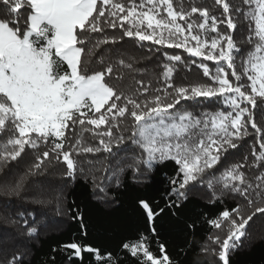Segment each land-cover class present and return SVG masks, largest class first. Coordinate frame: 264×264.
Segmentation results:
<instances>
[{
  "label": "snow or ice",
  "instance_id": "6c2138e0",
  "mask_svg": "<svg viewBox=\"0 0 264 264\" xmlns=\"http://www.w3.org/2000/svg\"><path fill=\"white\" fill-rule=\"evenodd\" d=\"M215 4L222 7L223 18L207 7L186 8L183 0H0V189L6 195H19L28 176L53 161L62 162L64 175L75 178L76 156L100 152L111 156L114 147L131 141L144 156L135 164L151 170L171 160L178 166L177 176L169 180L177 207L180 199H187L184 190L192 182L212 189L214 200L230 194L243 201L208 221L226 235L208 237L218 251L210 245L202 249L218 256L221 264H230L229 253L239 247L249 222L264 214V128L256 111L259 98V118L264 120V0H242L246 9L229 0H215ZM197 13L199 23L192 19ZM241 14L248 22L247 43L252 46L244 51L233 36L237 30L233 16ZM220 25H226V30ZM106 28L118 29L119 34L92 35ZM124 38L183 49L189 57L199 58L198 67L207 80L176 84L175 65L165 63L162 80L152 88L150 81L134 74L138 69L124 58L123 49H112L109 57L101 53L99 67L88 70L102 46ZM163 55L168 62L185 63L181 54ZM125 74L129 79L122 84ZM199 98H217L220 107L194 111L181 103ZM129 119L131 133L125 137ZM249 125L260 149L252 147V163L241 155L239 162L221 164L250 134ZM77 126L80 133L92 132L98 145L82 143V135L73 140ZM26 149L37 152L28 171L19 177L12 170L5 172L10 163L27 155ZM250 167L262 171L249 178L245 169ZM100 170L107 172L103 166ZM117 170L123 171V166ZM139 204L155 234V220L163 209L157 212L145 200ZM245 209L251 211L246 214ZM75 218L83 228L82 214ZM24 224L29 236L38 233L36 226ZM61 247L70 250V259L83 261L88 253L98 264H118V257L108 253L105 258L87 243L72 241ZM122 247L138 264H174L165 246L159 245L157 255L145 235ZM0 264H24V259L13 254L0 258Z\"/></svg>",
  "mask_w": 264,
  "mask_h": 264
},
{
  "label": "trees",
  "instance_id": "16d2710c",
  "mask_svg": "<svg viewBox=\"0 0 264 264\" xmlns=\"http://www.w3.org/2000/svg\"><path fill=\"white\" fill-rule=\"evenodd\" d=\"M229 2L245 9L247 7L242 4V0ZM183 3L186 8L193 5L207 7L212 14L223 18L222 7L216 5L215 0H183ZM198 17L197 13L192 19L199 23ZM233 19L237 22V30L233 33L234 40L242 51L250 50L252 46L247 43L248 22L243 20L242 14L240 17L234 15ZM220 29L226 30V25H220ZM113 33L119 34V30L106 28L104 33L92 35L98 37ZM209 35L214 36L215 33ZM105 49L109 51L106 52ZM112 49L126 50L124 58L131 60L138 69L134 74L138 79L150 81L152 88L162 80L165 63L175 65L173 81L176 84L190 85L207 80L198 67L199 58L189 57L183 49L161 47L150 41L137 42L129 38H124L114 45L102 46L88 64V70L99 67L97 58L101 53H104L105 57L112 56ZM164 53L181 54L185 63L168 62ZM192 60L197 63L193 64ZM205 63L213 66L211 61ZM237 71H241L239 58ZM128 79L125 74L122 84H126ZM181 103L194 111L215 110L220 107L217 98H199L198 101ZM257 104V122L264 128V120L259 118V98ZM131 124L129 119V127L123 131L125 137L131 133ZM248 131L250 134L239 142L240 147L230 150L221 164L225 160L239 162L241 155L248 158L249 164L252 163V147L255 146L257 152L260 149L255 130L249 125ZM81 135L82 143L98 145L99 142L92 132L80 133L77 126V132L72 134V138L75 140ZM42 150L43 146L40 151ZM26 153L23 158L10 163L5 172L12 170L17 177L27 172L35 162L37 152L26 149ZM113 153L111 156L104 152L76 156L79 164L75 178L66 177L65 165L53 161L46 163L42 171L28 176L19 195H6L0 189V258L19 253L22 254L24 264H98L92 254L88 253L84 254L83 261L75 257L70 259V250L64 251L61 247L72 241H80L98 248L105 258L108 253L118 257V264H138L137 259L122 245L145 235L149 238L152 251L159 255V245L163 244L166 254L174 264H221L218 256L211 251L202 250L205 245H210L218 251V245L209 241L208 237L219 235L223 239L226 235L223 228L217 230L208 221L243 201L230 194L214 200L212 189L192 182L184 190L187 199H180L177 207V197L170 191L172 186L169 183L170 178L176 177L178 172L174 161L155 164L151 170L143 163L137 165L135 160H142L144 156L141 150L131 145V141H126L119 149L114 147ZM102 166L107 172L100 170ZM121 166L123 171H118ZM137 167L139 172L136 171ZM81 168L83 170H80ZM245 171L249 178H254L262 169L250 167ZM97 185L102 186L104 191H100ZM141 200L147 201L157 212L163 209L155 220V234L150 232L145 213L139 204ZM250 211L251 209H245L246 214ZM81 214L83 228L81 220L75 218ZM261 216L264 214L253 217L245 229L246 235L241 237L239 247L230 251V264H264V219H261ZM24 221H27V225L36 226L38 233L29 236L25 231ZM85 232L87 235H84Z\"/></svg>",
  "mask_w": 264,
  "mask_h": 264
}]
</instances>
